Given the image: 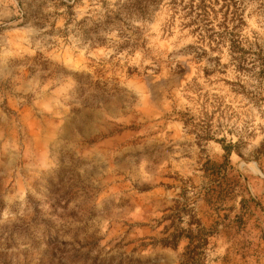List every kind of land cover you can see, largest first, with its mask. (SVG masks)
Returning <instances> with one entry per match:
<instances>
[{
    "label": "rangeland",
    "instance_id": "rangeland-1",
    "mask_svg": "<svg viewBox=\"0 0 264 264\" xmlns=\"http://www.w3.org/2000/svg\"><path fill=\"white\" fill-rule=\"evenodd\" d=\"M121 1L0 0V264H264V0Z\"/></svg>",
    "mask_w": 264,
    "mask_h": 264
},
{
    "label": "trees",
    "instance_id": "trees-1",
    "mask_svg": "<svg viewBox=\"0 0 264 264\" xmlns=\"http://www.w3.org/2000/svg\"><path fill=\"white\" fill-rule=\"evenodd\" d=\"M153 2H154L153 0H123L120 3H118V7L121 13H124L130 16L133 11L142 12L143 10H146L148 5L152 4ZM199 2H202V1L199 0ZM198 9H202V8L198 5ZM113 20L115 22L118 21L116 17H114ZM226 29L227 28H225L224 30ZM231 29H229L228 32L226 33L232 37ZM216 37L222 38L221 33L216 34ZM123 44L127 45L128 41H125ZM229 49L231 51L230 53L232 54L231 55L232 61L236 63V68L238 70H242L243 64H245V61H246L245 60L246 54L244 53V51H242L241 48H238L236 43L232 40L229 43ZM257 67H258L257 76L260 81L262 90H261V93L257 95L258 98L254 97L253 99H257L256 100L257 102L263 103L264 95H262V93H264V58L259 59ZM219 142L220 141H218V143ZM219 144H220L221 150L225 153V155H229L235 149V144H230V143H228L227 145H223L222 143H219ZM259 149L261 150L262 153H264V139L260 143ZM195 225L196 226L200 225L198 220H196ZM180 238H185L188 240V243L185 246L184 251L182 253V258L185 260V262H189L192 260V258L201 255V252H202L201 250L206 245V236L199 237V234H197L196 236L191 237L189 230H184V231L181 230V233L168 234L165 238L160 240V245L162 247H169L171 249H174Z\"/></svg>",
    "mask_w": 264,
    "mask_h": 264
}]
</instances>
